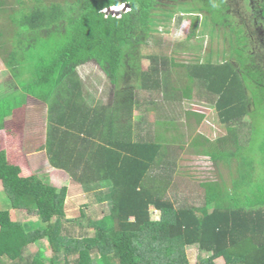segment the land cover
Masks as SVG:
<instances>
[{"label": "trees", "instance_id": "obj_1", "mask_svg": "<svg viewBox=\"0 0 264 264\" xmlns=\"http://www.w3.org/2000/svg\"><path fill=\"white\" fill-rule=\"evenodd\" d=\"M119 5L126 9L109 10ZM183 18L189 28L176 48L157 46L156 34ZM0 21L5 68L48 105V164L68 174L86 221L75 235L65 212L70 187L22 175L0 149L12 208L38 217L0 210V264H53L60 253L63 264H189L192 245L196 264H264V0H0ZM204 34L221 48L204 54ZM177 46L193 60H175ZM90 61L111 85L103 102L75 77ZM180 67L187 79L176 85L171 70ZM194 97L213 106L224 134L194 135L205 115L172 109ZM184 118L188 146L214 167L199 183L200 204L172 191L183 146L170 148L186 143ZM45 237L51 258L28 254Z\"/></svg>", "mask_w": 264, "mask_h": 264}, {"label": "rangeland", "instance_id": "obj_2", "mask_svg": "<svg viewBox=\"0 0 264 264\" xmlns=\"http://www.w3.org/2000/svg\"><path fill=\"white\" fill-rule=\"evenodd\" d=\"M6 25L3 21H0V26ZM5 27V26H4ZM189 28V20L183 18L181 22H178L177 19H172L170 24L168 25V32H160L156 34V42L159 41L157 46H170V48H176V44L179 41H182L185 38L186 33ZM161 30V27H160ZM12 34V32L10 31ZM199 37V36H198ZM204 49L203 53L206 54L212 48L213 51L216 50L218 46L217 40H210V37L207 34H204ZM179 48V49H178ZM178 52L175 54V60L179 62H191L193 57L196 55L192 51L190 52H182L180 47L177 46ZM3 54L0 56V107L4 109L6 99L12 100V106L16 111L20 113V119H18L17 124L12 125V122H7V131H13L14 135H12V143L11 149V165H18L22 168V175H31L33 173H38L37 175L46 183L52 184L58 188L62 186L70 187V193L67 194L66 197V215L68 219L73 220L71 222L73 225H70L74 228L75 235L80 232V225L85 224L84 217L80 216V207H82V201L77 199L76 190H74V183L70 182V177L65 175V171L63 170H55L51 168L48 164V159L44 154V148H41L40 145L45 142V136L47 131V124H49V115L47 113L48 106L42 102L41 100L31 97L26 91L20 87L18 81L15 80V77L12 76L10 71H8L5 67V62L3 61ZM22 74V72H21ZM26 75V74H25ZM26 77V76H25ZM75 77L81 81V84L84 88V93L90 98L92 101L102 102L108 99V95L110 94V83L107 77L102 73L100 68L95 64V62L90 61L82 66L78 67L76 70ZM171 78L172 82L176 85L184 84L186 82V72L184 68H173L171 70ZM25 79V78H23ZM14 93H16L14 95ZM26 98H23L26 95ZM197 95L198 93H194ZM204 94V89H202V95ZM11 102V101H10ZM7 107V106H6ZM47 107V108H46ZM6 109V108H5ZM174 112L182 113L187 110L195 111L196 113H202L205 115V118L201 121L200 124L195 127L196 133H201L207 136L210 139L217 138L224 134V128L219 123L216 112L213 106L207 101L200 99V97H194L192 100H184L181 104L175 103L172 107ZM11 111V110H9ZM182 115V116H183ZM144 115L142 111H135L134 118L137 121H140ZM155 118V113L151 110L149 115L146 116V120L148 123H153ZM144 119V118H143ZM184 120L180 121L179 124L182 126V132L185 134L186 143H177L175 144L172 141V145L170 149L175 150L177 145L183 146L182 149H177L176 153V169L177 172L174 173L176 176V180L172 185L174 189L172 190L176 194L181 197L187 199L192 203H201V195L202 188L199 186V183L212 178V171L214 167L211 164V161L201 155H196L192 152L193 147L188 146V142L190 140V133L187 131L186 127L183 125ZM192 121V120H191ZM16 131V134H15ZM174 129L169 133L172 136V140H177L181 136L179 133L176 136ZM189 138V140H188ZM10 139V140H11ZM175 145V146H174ZM192 148V149H191ZM20 154V156L18 155ZM172 154V151H171ZM30 160V162H26V159ZM36 158V159H34ZM33 159L38 162H32ZM16 161V162H15ZM237 163V162H236ZM63 172V173H62ZM226 170L224 171L225 175ZM173 195V194H171ZM76 198V199H75ZM0 210H10L11 217L14 220H22L27 219L29 221H35L38 217L35 215H27L25 212L21 210L13 209L9 199L6 197L2 184L0 182ZM159 212L157 210L153 211V217L158 218ZM91 234V233H89ZM128 236H135L137 233H126ZM52 247L49 239L47 237L37 240L33 245L28 248V254H34L36 252L40 253L44 257L51 258L52 256ZM187 259L189 264H196L198 251L195 245H192L186 249ZM62 258V254L52 261L53 264H63L60 259ZM221 258H219L216 262L219 263Z\"/></svg>", "mask_w": 264, "mask_h": 264}, {"label": "crops", "instance_id": "obj_3", "mask_svg": "<svg viewBox=\"0 0 264 264\" xmlns=\"http://www.w3.org/2000/svg\"><path fill=\"white\" fill-rule=\"evenodd\" d=\"M27 96H29L28 94L26 95V96H24L23 98H21V99H24V98H26ZM32 97V96H31ZM14 99H12V100H8V99H6L5 100V102L7 101L8 103H5V105H4V109H3V122H4V127L2 128V129H0V149H4L5 150V152H6V154H7V162H8V164L9 165H11V163L10 162H13V161H11V149H9L10 148V146H11V144L10 143H12L11 141H12V135H14V132L13 131H7L6 129H7V122H12V125H14V123H15V125L17 124V121H18V119H20V113L22 114V112H18V111H16L15 109H14V111H12V109L14 108V107H10L9 108V105L11 104V106H12V101H13ZM11 101V102H10ZM46 104V103H45ZM47 105V104H46ZM7 106V107H6ZM48 106V105H47ZM6 108V109H5ZM47 108V107H46ZM9 110H11V111H9ZM47 113H48V111H47ZM49 120V119H48ZM46 134H47V132H45ZM15 134H16V131H15ZM11 139V140H10ZM45 141H46V136H45ZM44 144H45V142L44 143H42L41 145H40V147L41 148H44ZM10 145V146H9ZM44 154H45V156H46V153H45V151H44ZM18 155V154H17ZM18 156H20V154L18 155ZM46 158H47V156H46ZM26 159V162H30V160H27V158H25ZM34 159H36V158H34ZM33 159V161L32 162H38V161H35ZM48 159V158H47ZM16 162V161H15ZM21 168V167H20ZM53 169H55V170H61V169H57V168H53ZM21 170H22V168H21ZM63 173V172H62ZM66 173V172H65ZM65 175H67V173L65 174Z\"/></svg>", "mask_w": 264, "mask_h": 264}, {"label": "clouds", "instance_id": "obj_4", "mask_svg": "<svg viewBox=\"0 0 264 264\" xmlns=\"http://www.w3.org/2000/svg\"><path fill=\"white\" fill-rule=\"evenodd\" d=\"M122 9H126V6L124 5H119V6H113V7H110L109 10L116 13L118 12L119 10H122Z\"/></svg>", "mask_w": 264, "mask_h": 264}]
</instances>
